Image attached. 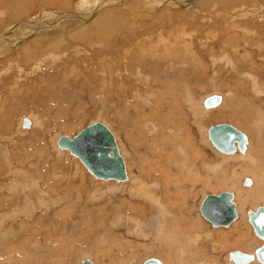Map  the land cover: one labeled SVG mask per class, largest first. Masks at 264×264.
<instances>
[{
  "label": "rangeland",
  "instance_id": "rangeland-1",
  "mask_svg": "<svg viewBox=\"0 0 264 264\" xmlns=\"http://www.w3.org/2000/svg\"><path fill=\"white\" fill-rule=\"evenodd\" d=\"M3 1L6 0H0V3ZM62 1L63 3L50 1V5H45L42 4L40 0H29L31 5L33 3L32 6L30 3L18 4L19 7L25 5L24 11H26L25 15L27 17L24 15L25 17L23 16V20L29 22L30 25L28 24L27 26L34 28V32L32 35L29 33L31 36L29 35L30 37L27 38L24 36V32H19L14 36L15 38L13 39L18 40V45L14 48V51L10 49L9 52H4L5 50L0 47V208L3 209V211H0V215L9 209L8 206L10 204H20V200H22L21 204L18 206L20 210L32 208L31 211L33 212L32 216L27 213L23 216L18 215L19 217H15L12 220H3V218L0 217V264H9L8 256L10 255L5 254L4 250H9L8 248L11 246L12 241H17L18 238L24 237L25 234L35 232V229L32 228L33 225L35 227L36 222H34V220L39 216H50L51 214L53 217L57 214L56 223L50 226L57 240L53 243L41 245L38 247V251L35 252L34 247L37 244L35 243L34 246H29V250L33 251L34 254H27L30 259L27 257L24 259V263H27V261L33 262V259L36 258L41 262L47 260L45 264H56L54 261L57 262V264L58 262L62 264L63 261H66L63 262V264H80L81 261L79 262V260L84 257L89 258L90 256L93 264H121V261L114 258L115 255L119 256L120 253L119 255L117 254L114 246L110 244L109 239L100 236L101 238L98 237L97 240L91 242L92 239H90V237L92 236L91 231H97L98 234H100L101 231H99L98 228L99 220L101 221L102 217H104L106 211L111 206L117 207L115 205H117L118 202L133 199L129 198V188L128 186H122L123 188L120 192L121 189L117 190L118 188L112 187L115 185V182H98V179L92 177L77 158L73 157L68 151L57 148L54 140L58 137L65 136L72 138L92 123L99 122L103 124L113 135L119 154L124 163L128 166L129 171L133 173L135 178L139 177L138 179L141 180L142 174H140L141 172L137 168V162H135L136 160L134 159H137L138 155L140 156L141 153V156L146 155L145 158L150 160L151 153L146 149L147 140L149 141L154 135L157 136L156 133L158 129H166L168 127L167 129L171 130L173 128L172 124L178 119V121L181 122L183 120V123L186 124H184L186 128L193 132V136L196 138V143L202 151L201 154H203V157L215 164H221L223 167L231 163L223 160L224 163L222 164L221 160L225 158V155L219 154L208 141L207 129L210 126L216 124L231 125L249 137V141H251L249 145L252 144V147L253 145L256 147L253 129H264V123L260 121L258 116L256 117V114H253L254 116L252 115V117H256V119H249V122H245V114L247 111L251 110L253 107L254 111L258 108V105L261 104L259 103L257 105V102L264 99V92L262 93V91H264V62L262 60L264 58V9H262V7L264 8V5H262L264 0H216L214 2L213 0H208L207 2L206 0H187L189 1V5L184 8L185 11L183 9L167 7V5H162L163 3L158 4V0L147 1L148 3L146 1L140 3V1L136 0H105L101 5L94 4V0ZM97 1L99 2V0ZM43 5L44 9L47 10L48 8L52 12L46 11L45 13L43 11L44 13H40L39 10L43 8ZM236 6L238 9H241L238 10ZM58 12H60V14L53 17L54 15L52 14ZM3 14L5 16H3ZM34 15L37 18L39 17L38 19L40 22L38 21V24H34L37 23L36 21L32 23V20H34L33 17L35 18ZM0 18L1 32L10 18H7L5 11L2 12V10H0ZM234 20L237 21V24ZM229 21L231 24L228 23ZM49 24L53 29H50L51 27ZM97 24L100 25L99 29L96 26ZM102 26H104V28H102ZM27 30L29 31V28ZM49 30L53 32L50 33ZM158 35L159 37L161 36V38L157 37ZM163 35H166V37ZM124 36L127 37L125 41H123ZM175 36H180L184 39L188 47L185 49L181 44L182 42L175 45H169L168 40L162 42V37H168L172 40ZM19 38L27 39L28 41L20 40ZM234 39L237 40L234 41ZM232 42H234V44H232ZM164 44L168 45L170 48L164 50L166 47ZM26 45H28L27 48L29 51L25 52V50H22V47ZM108 45H110L111 48ZM126 46L128 47L124 48ZM115 47H118V49ZM151 51L154 53L151 54ZM222 58L226 60V63ZM37 64L38 66H36ZM124 64L126 72H123ZM250 79H252V81H250ZM108 81L110 85H108ZM165 81L170 83L172 87H170L169 84L164 85ZM176 82H180L181 86L175 84ZM258 85H260V87ZM246 88L250 89L248 90ZM121 89L122 92L119 97H123L119 99L120 102H117L114 98L115 96L113 97L111 92L115 93L117 91L118 93ZM172 89L173 92L171 91ZM136 90H138V92ZM257 90L260 91L262 95L259 94ZM134 91L137 93L136 98L131 97ZM211 95H220L221 98H223V102L216 108L204 109L200 104H202L203 99ZM247 95L250 96V99L246 97ZM132 96H134V94ZM125 98H127L126 101H124ZM245 98H247V100H244ZM161 99L163 100L160 105L162 104L165 108L159 110V113V111L156 110L158 109L156 105ZM175 100L178 101H176L175 106L181 107L182 113L174 109L173 113L170 115L171 111L168 109V112L166 107H168L169 102L172 104ZM127 101L130 103L129 106H131V108H133V104L141 105L143 114L141 115L140 113L137 115V113L133 112L134 117L132 115L125 116L116 113L115 108L118 107V104L120 103L119 106L124 108ZM263 101L264 100L261 102ZM253 102L256 103L254 104ZM242 103L244 104L242 105ZM262 104H264V102ZM262 104L260 105L261 107ZM232 108L235 111L233 113L234 115H229L233 111H231ZM263 108L264 105L262 109ZM237 114L240 116H237ZM119 116H123L124 118L122 119ZM22 118H29L33 124L29 130L24 133H21V130H19V124ZM119 118L124 121L123 124H119ZM242 119L245 121L243 122ZM239 120L240 122H238ZM134 122H136L137 125L136 123L134 124ZM142 123L144 125H142ZM125 125L127 128H125ZM34 131H36V134L33 133ZM201 133H203V135ZM262 134L264 135V133ZM40 138H43L42 143L39 141ZM169 146L171 145L169 144ZM215 151L217 155H215ZM217 160L219 162H217ZM226 162L228 163L225 164ZM21 164L22 166H20ZM65 167H71V172H69V170L64 171ZM49 168H55L53 175H56L53 179L47 177L49 178V187L62 183L63 180H66V177H69V175L66 174L70 173L73 177L75 176V181L72 185H77L80 180L84 179L80 186L82 193H80L81 196H79V200L74 194L75 190L71 189V197L73 195V200H71L75 205L73 204L74 207L72 206V208L69 207V210L67 208L59 212L60 206L49 203L53 201V198L56 196H62L63 194L62 191L60 192L59 190L51 192L50 189L46 187L44 180L47 178L45 176L52 175V173L49 172ZM224 176H226V172ZM23 177L24 179H22ZM153 179L157 180L158 178L155 177ZM231 180L235 183H233L235 185L234 187L240 184L238 182L239 179L234 180L232 178ZM161 183L162 182L158 181L155 187L151 185V189L153 187V190L158 193ZM3 184L5 185L3 186ZM11 185H16V189L10 188ZM157 185H159V187ZM223 185H225L226 188H215L216 191L211 188L200 187L189 195L190 200L192 199L191 201L194 203L195 214L199 216L204 223V233L210 232L211 230L225 232L229 230V226L212 227L199 213V206L205 196L217 195L221 191H232L228 188L231 184L224 183ZM45 190H47V192ZM92 190L94 192L93 194H91ZM99 191H104V194H101ZM38 192L42 195L40 199H36L34 195ZM54 194L57 195L55 196ZM28 197L32 200H30V202L28 201L30 205L24 202V198ZM44 198L49 200V202L44 200ZM233 201L235 203L236 213L239 215L240 212L237 208L240 199L233 198ZM2 202L5 203L2 205ZM24 203L27 206H23ZM81 203H85L86 205L85 212L88 210L86 214L78 207ZM42 204L44 207H42ZM144 204L147 205L146 203ZM256 206L263 207L264 204L257 203ZM14 208L15 206L10 209L15 210ZM247 208L250 207L248 206ZM21 213L23 212H20V214ZM100 214L103 216H100ZM112 215L114 216L111 212V214L107 216L110 218ZM166 215L167 213L165 211V216ZM24 217L25 223H21L20 221L23 220ZM30 217L33 218L30 219L32 223L29 221L27 222V219ZM71 217L76 219L73 220ZM108 217L105 218L106 225L108 223L107 228L110 227ZM84 218H87V220L90 218L91 223H84ZM64 220H71V226L63 229L61 223ZM75 221H78L77 225H74ZM81 221L83 222L80 224ZM123 225L125 224L123 223ZM130 225L128 227H130ZM247 225L248 224H246V226ZM125 226L119 230L121 234L125 232ZM247 227L250 226L248 225ZM68 234L72 235L67 237ZM126 238L134 243L141 244V246L149 242L147 239L140 241V238H136L135 236ZM251 239L255 243V247L264 243H260L254 235H252ZM203 241L206 243V249L210 251L211 245H209V239L203 238ZM35 242H37V240H35ZM62 242L65 244L63 245ZM66 244L68 246H65ZM5 245L7 246L5 247ZM51 246L52 250L55 247V252L50 250ZM81 246L84 247L85 251L89 248V253L79 255ZM226 249L227 252L233 250L245 252V250L239 247H227ZM226 249L225 251H221V253L219 252L220 254L216 253L217 256H220L219 258H222L220 260L222 264H225L223 262V257L225 256ZM68 251L70 254H67ZM52 252H54V254L58 252V255H60H57L56 258L59 257L58 260L56 259L57 261L53 260L54 257ZM253 252V250L246 251L248 254ZM94 254L99 257L98 260L94 257ZM211 255L209 252H206L203 254L202 258L210 259L209 257H211ZM47 257L49 261L46 259ZM93 257L95 258L94 260ZM147 257L160 259L157 256L140 252L139 256L136 257L138 258L136 264L142 263ZM37 264L40 263L38 262Z\"/></svg>",
  "mask_w": 264,
  "mask_h": 264
},
{
  "label": "bare ground",
  "instance_id": "bare-ground-1",
  "mask_svg": "<svg viewBox=\"0 0 264 264\" xmlns=\"http://www.w3.org/2000/svg\"><path fill=\"white\" fill-rule=\"evenodd\" d=\"M42 2V4L45 5H50L49 2L50 1H58L63 3L62 0H40ZM97 0H94V4H103L105 2V0H99V2ZM126 1V0H125ZM129 1V0H127ZM133 1V0H132ZM136 1H140V3H144V1H153V0H136ZM135 1V2H136ZM159 3L158 4H162V5H167V7H173L174 9H183L185 7H187L189 5V1L187 0H158ZM205 1V0H204ZM208 0H206L207 2ZM216 0H213V2ZM232 1V0H231ZM3 3V4H2ZM2 3H0V10L5 11L6 13V17L10 18L9 22L5 25V27L3 28V30L0 32V47L3 48L5 51L4 52H9L10 49H13L18 45V40H15L13 38H15L14 36H16L19 32L23 33L24 32V36L30 37L33 32H34V28H31V26H27L29 24V22H26L25 20H23V16L25 15L26 11L24 6L25 5H21V7L18 6V4H29L31 5V2H29V0H6L3 1ZM112 3V2H111ZM110 3V4H111ZM148 3V2H147ZM219 3V2H218ZM217 3V5H218ZM240 3V2H239ZM244 3V2H242ZM84 4V3H83ZM109 4V3H108ZM196 4V3H195ZM236 4V3H235ZM241 4V3H240ZM252 4V3H251ZM33 5V3H32ZM31 5V6H32ZM36 5V4H35ZM193 5V4H192ZM242 5V4H241ZM250 5V4H248ZM264 5V3L262 4ZM18 6V7H17ZM149 6V5H148ZM239 7V5H238ZM241 7V6H240ZM247 7V6H246ZM151 8V7H150ZM195 8V7H194ZM237 8V6H236ZM40 9V8H39ZM38 9V10H39ZM155 9V8H154ZM238 9V8H237ZM241 9V8H240ZM238 9V10H240ZM243 9V8H242ZM261 9V8H260ZM259 9V10H260ZM262 9H264L262 7ZM234 10V9H233ZM254 10V9H253ZM253 10H251L252 12H254ZM24 11V12H23ZM45 12L46 11H51L47 8L44 9V5L43 8H41L39 10V12ZM185 11V10H184ZM256 11V10H255ZM38 12V11H37ZM43 12V13H44ZM52 12V11H51ZM57 12V11H56ZM90 12V11H89ZM116 12V11H115ZM226 12V11H225ZM230 12V11H229ZM239 12V11H238ZM241 12V11H240ZM250 12V11H249ZM50 13V12H49ZM54 13V12H53ZM244 13V12H243ZM257 13V12H256ZM48 14V12H47ZM60 14V12L52 14L54 15L53 17H56V15ZM90 14V13H89ZM238 14V13H236ZM247 14V13H246ZM249 14V13H248ZM251 14V12H250ZM254 14V13H253ZM252 14V15H253ZM28 15V14H27ZM31 15V14H29ZM41 15V14H40ZM113 15V14H112ZM222 15V14H221ZM224 15V14H223ZM241 15V14H240ZM243 16H245L244 14H242ZM264 15V14H263ZM2 16V15H1ZM3 16H5L3 14ZM26 16V15H25ZM24 16V17H25ZM35 16V15H34ZM39 16V14H38ZM42 16V15H41ZM46 16V15H45ZM236 16V15H235ZM242 16V17H243ZM250 16V15H248ZM255 16V15H253ZM252 16V17H253ZM27 17V16H26ZM30 17V16H29ZM28 17V18H29ZM32 17V16H31ZM225 17V16H224ZM234 17V16H233ZM240 17V16H239ZM246 17V16H245ZM262 17V16H261ZM39 18V17H38ZM36 16L35 18L33 17L34 20H32L33 22H37L34 24H38V19ZM45 18V17H44ZM52 18V16H51ZM231 18V16H230ZM229 18V19H230ZM241 18V17H240ZM244 18V17H243ZM242 18V19H243ZM255 18V17H254ZM257 18V15H256ZM1 19V18H0ZM38 19V20H37ZM56 19V18H55ZM232 19V18H231ZM253 19V18H252ZM31 20V19H30ZM29 20V21H30ZM46 20V19H45ZM83 20V19H81ZM235 21V20H234ZM239 21V20H238ZM253 21V20H252ZM259 21V20H258ZM3 22V21H2ZM31 22V21H30ZM40 22V21H39ZM250 22V21H249ZM254 22V21H253ZM261 22V21H260ZM230 23V21L228 22ZM235 23L237 24V21H235ZM47 24V23H46ZM231 24V23H230ZM244 24V23H243ZM30 25V24H29ZM93 25V24H92ZM105 25V24H104ZM111 25V24H110ZM240 25V24H239ZM49 26L51 27V25L49 24ZM97 28H100V25L97 24L96 25ZM36 27V26H35ZM39 27V26H38ZM94 27V25H93ZM26 28V29H25ZM29 28V31L27 30ZM102 28H104V26H102ZM101 28V29H102ZM239 28V27H238ZM237 28V29H238ZM244 28V27H243ZM242 28V29H243ZM31 29V32H30ZM50 29H53V27H51ZM107 29V28H106ZM109 29V28H108ZM92 30V29H91ZM50 31V30H49ZM107 31V30H106ZM53 31H50V33H52ZM182 32V31H181ZM180 32V33H181ZM263 32V31H262ZM31 35H30V34ZM98 33V32H97ZM243 33V32H242ZM58 34V33H57ZM104 34V33H103ZM159 34V33H158ZM30 35V36H29ZM37 35V34H36ZM97 35V34H96ZM102 35V33H101ZM105 35V34H104ZM103 35V36H104ZM107 35V34H106ZM167 35V34H166ZM166 35L164 37H166ZM149 36V34H148ZM168 36V35H167ZM99 37V36H98ZM106 37V36H105ZM159 37V35L157 36ZM127 37L124 36V40ZM161 38V36L159 37ZM20 40H25L28 41L27 39H21ZM104 40V39H103ZM127 40V39H126ZM164 40H168L169 45H175L179 42H182V46L186 49L188 47L187 44H185L184 39H182L180 36H175V38L172 40L170 38H163L162 37V42ZM229 40V39H228ZM237 39H234V41ZM262 40V39H261ZM264 40V39H263ZM37 41V40H36ZM156 41V40H155ZM232 41V40H231ZM249 41V40H247ZM161 42V41H160ZM88 43V42H87ZM146 43V42H145ZM167 43V42H165ZM230 43V42H229ZM249 43V42H248ZM50 44V43H49ZM127 44V43H126ZM137 44V43H136ZM157 44V43H155ZM161 44V43H160ZM168 44V43H167ZM232 44H234V42H232ZM264 44V42H263ZM117 45V44H116ZM134 45V44H133ZM162 45V44H161ZM166 45V44H164ZM28 45L22 47V50L29 51L27 48ZM38 46V45H37ZM51 46V45H50ZM110 47V45H108ZM190 46V45H189ZM236 46V45H233ZM128 46L124 47L127 48ZM164 47V46H163ZM237 47V46H236ZM235 47V48H236ZM46 48V47H45ZM111 48V47H110ZM116 49H118V47H115ZM121 48V47H120ZM150 48V47H149ZM170 48L168 45H166V47L164 48V50ZM234 48V47H233ZM115 49V50H116ZM156 49V48H155ZM175 49V48H173ZM231 49V48H229ZM134 50V49H133ZM149 50V49H148ZM176 50V49H175ZM233 50V49H232ZM21 51V50H20ZM135 51V50H134ZM154 51V50H153ZM234 51V50H233ZM264 51V50H263ZM16 52V51H15ZM24 52V53H25ZM124 52V51H123ZM137 52V51H135ZM139 52V51H138ZM164 52V51H163ZM170 52V51H169ZM180 52V51H179ZM11 53V52H10ZM154 52L151 51V54H153ZM156 53V52H155ZM172 53V52H170ZM175 53V52H174ZM185 53V52H184ZM190 53V52H189ZM192 53V52H191ZM238 53V52H237ZM5 54V53H4ZM142 54V53H141ZM148 54V53H147ZM159 54V53H158ZM161 54V53H160ZM179 54V53H176ZM149 55V54H148ZM164 55V54H163ZM169 55V54H168ZM248 55V54H247ZM166 56V55H165ZM173 56V55H172ZM194 56V54H193ZM241 56V55H240ZM106 57V56H105ZM124 57V56H123ZM152 57V55H151ZM150 57V58H151ZM170 57V56H169ZM241 58V57H240ZM250 58V57H249ZM247 58V59H249ZM108 59V58H107ZM163 59V58H162ZM223 59V58H222ZM227 59V57H226ZM262 59V58H261ZM148 60V58H147ZM225 60V59H223ZM264 62V58L262 59ZM199 61V59H198ZM249 61V60H248ZM253 61V60H252ZM150 62V61H149ZM170 62V61H169ZM199 63V62H198ZM226 63V60H225ZM230 63V62H229ZM233 63V62H231ZM36 64V63H35ZM150 64V63H149ZM202 64V63H201ZM104 65V64H103ZM111 65V64H110ZM113 65V64H112ZM38 66V64L36 65ZM125 64L123 66V72L125 71ZM177 69V67H176ZM127 70V69H126ZM177 71V70H176ZM181 71V70H180ZM126 72V71H125ZM162 73V72H161ZM247 75V74H246ZM248 76V75H247ZM146 77V76H145ZM161 81V80H160ZM250 81H252V79H250ZM166 82V81H165ZM164 85H170V87H172V85L168 82L165 83ZM259 82V81H258ZM257 82V83H258ZM178 86H181L180 82L179 83H175ZM108 85H110L109 81H108ZM184 85V84H183ZM182 85V87H183ZM256 86V85H255ZM254 86V87H255ZM260 87V85H258ZM175 87V86H174ZM186 87V86H185ZM253 87V88H254ZM104 88V87H103ZM196 88V87H195ZM251 88V87H250ZM249 88V89H250ZM178 89V88H177ZM200 89V88H199ZM242 89V88H241ZM248 89V88H246ZM248 89V90H249ZM258 89V88H257ZM169 90V89H168ZM185 90V89H184ZM245 90V88H244ZM259 90V89H258ZM257 90V91H258ZM138 92V90H136ZM136 91L133 92L134 96L131 95V97H135L137 96ZM173 92V89L171 90ZM190 91V90H189ZM243 91V90H242ZM246 91V90H245ZM255 91V90H254ZM122 92V89L114 92H111L112 96L116 99L117 102H120V98H122L123 96L119 97L120 93ZM140 92V91H139ZM250 92V91H249ZM259 94L260 91H258ZM257 92V93H258ZM264 91H262L263 93ZM125 93V92H124ZM190 93V92H189ZM237 93V91H236ZM255 94V93H253ZM252 94V95H253ZM153 95V94H152ZM250 95V94H249ZM249 95H247L246 97L248 99H250ZM262 95V94H261ZM159 96V95H158ZM220 96V95H219ZM221 97V96H220ZM142 98V97H140ZM147 98V96H146ZM153 98V97H152ZM160 98V97H158ZM164 98V97H163ZM247 98H245L244 100H247ZM253 98V97H252ZM255 98V97H254ZM127 98H125L124 101H126ZM143 99V98H142ZM145 99V98H144ZM262 99V98H261ZM260 99V100H261ZM163 99L159 100L158 104L156 105V107L158 106V109L156 110H161L163 108H165L162 104L160 105V103L162 102ZM264 100V99H262ZM261 100V101H262ZM129 101V98H128ZM125 103V107L122 108L119 106L116 107V113L120 114V115H133L134 113H137V115H139L141 113V115L143 114V110H142V106L141 105H135L133 104V108H131L130 105V101ZM141 101V100H140ZM144 101V100H143ZM166 101V100H165ZM176 101H173V103L171 104L170 102L168 103V107L167 111L169 109L170 115L171 113H173V110L175 109L176 111L178 110L179 112L181 111V107L179 106H175L176 105ZM189 101V100H188ZM203 101L202 100V105L203 106ZM226 101V100H225ZM235 101V100H234ZM237 101V100H236ZM243 101V100H242ZM256 101V100H255ZM257 102V105L259 103H263V102ZM19 102V101H18ZM132 102V101H131ZM135 102V101H134ZM178 102V101H177ZM223 102V98H221V103L218 105L220 106ZM247 102V101H246ZM128 103V104H127ZM194 103V102H193ZM196 103V102H195ZM254 104L256 102H253ZM252 103V104H253ZM137 104V101H136ZM244 103H242L243 105ZM260 104V105H261ZM124 105V104H122ZM197 105V104H196ZM249 105V104H247ZM258 105V108H256L253 111V108L251 110H248L247 113L245 114L246 116V121L245 122H249V119L252 120L254 117H252L253 114H256V117L258 116V118L260 119V121H262L264 123V108L262 109V107ZM127 106V107H126ZM194 106V105H193ZM199 106V104H198ZM217 106V107H218ZM253 106V105H252ZM260 106V107H259ZM256 107V105H255ZM216 108V107H215ZM198 109V108H197ZM202 109V108H201ZM206 109V108H204ZM213 109V108H211ZM262 109V111H261ZM119 110V111H117ZM122 110V111H120ZM166 110V109H165ZM196 110V109H194ZM199 110V109H198ZM203 110V109H202ZM230 110V109H229ZM233 110V111H232ZM168 111V112H169ZM201 111V110H200ZM232 113H228L229 115H234L233 113L235 112L234 109H231ZM125 112V114H124ZM152 112V111H151ZM155 112V111H154ZM166 112V111H165ZM212 112V111H211ZM246 112V111H245ZM146 113V112H144ZM148 113V112H147ZM156 113V112H155ZM160 113V111H159ZM167 113V112H166ZM177 113V112H176ZM182 113V111H181ZM202 113V112H201ZM162 114V113H161ZM195 114V113H194ZM197 114V113H196ZM224 114V113H223ZM236 114V113H235ZM175 115V114H173ZM178 115V114H177ZM176 115V116H177ZM161 116V115H160ZM167 116V115H166ZM225 116V115H224ZM236 116V115H235ZM233 116V117H235ZM237 116H240L237 114ZM254 116V115H253ZM120 118H124L123 116H119ZM130 117V116H129ZM127 117V118H129ZM135 117V116H134ZM151 117V116H148ZM165 117V116H164ZM172 117V116H171ZM256 117L254 119H256ZM31 118V117H30ZM119 124H123V120L120 119ZM156 118V117H155ZM163 118V117H162ZM166 118V117H165ZM169 118V117H168ZM232 118V117H231ZM23 119V118H22ZM22 119L20 120V129L21 133L26 132L27 130H29V128L33 125L31 120L28 118V123L29 126L27 128H23L21 127L22 124ZM144 119V117H143ZM147 119V118H146ZM145 119V120H146ZM154 119V118H153ZM158 119V118H157ZM164 119V118H163ZM172 119V118H171ZM196 119V118H195ZM237 119V118H236ZM241 119V118H240ZM245 119V118H243ZM242 119V121H243ZM129 120V119H128ZM142 120V118H141ZM176 120V119H175ZM179 120V119H178ZM176 121L175 123H171L173 128L170 129H158L157 131V136L154 135V137H151V139L148 141L147 140V144H146V149H148V152L151 153V159L147 160L145 158L146 155L140 156L138 155L137 159L135 162H137V168L140 170V174H142V179L139 180L137 177L135 178L133 173L131 171H129L128 166L125 164V173H126V179L124 181H114V180H107L110 182H115V185H113L112 187L114 188H118L117 190L121 189L120 192L122 191L123 187L128 186L129 188V198H133V199H129V201L127 200H122L120 202H118L117 207H113L111 206L105 213L104 217H102L101 221L99 220L98 223V228L100 234H98L97 231H91L92 236L90 237L91 242L97 240L98 237L100 236H104L107 239H109L110 244H112L114 246L115 251L117 252V254L120 255L119 256H114V258H116V260L121 261V264H136L138 258H136L137 256H139V253H146L152 256H157L160 259H155V258H146L145 260H149V259H154L157 260L158 262H160V264H222L220 263V260L222 258H219L220 256H217L216 253H221V251H225V249L227 247L230 248H241L242 250H245V252L241 251V253L243 254H248L246 253V251L249 250H253V253H250L251 255L255 254V251L262 247L264 245V243L262 245H258L257 247L254 246V242L252 241L251 237L252 235H254V237H256L260 243L264 242V237L261 239L259 238L256 234L255 231L252 227V225L249 223V217H248V213L254 212L257 215V220H259V213L262 214L261 218H263V224L259 225V226H263L262 231H263V235H264V206H256L257 203H263L264 204V135L262 133V131H264V129H253V132L255 134V145L256 147L252 144L249 145V143L251 141H249V137L246 136L244 133H241L246 137L247 142L246 145L244 147L243 151H240L238 149V147L235 145V150L234 152L230 153V154H223L221 152H219V154L221 153L222 155H225V158H222V164L224 163V161H229L231 164L228 165L226 162L225 164H227L226 166H221V164L218 163H213L210 160H207L206 158L203 157L202 151L199 149L198 144L196 143V138L193 136V132L186 128V124L183 123L181 121ZM140 121V120H139ZM138 121V122H139ZM143 121V120H142ZM141 121V122H142ZM161 121V120H160ZM163 121V120H162ZM169 121V120H168ZM167 121V122H168ZM198 121V120H197ZM202 121V120H201ZM243 121V122H244ZM35 122V121H34ZM144 122V121H143ZM170 122V121H169ZM179 122V123H178ZM229 122V121H228ZM240 122V120L238 121ZM136 122H134L135 124ZM146 123V122H145ZM131 124V123H130ZM133 124V125H134ZM140 124V123H139ZM163 124V122H162ZM185 124V125H184ZM240 124V123H239ZM242 124V122H241ZM244 124V123H243ZM254 124V123H253ZM137 125V123H136ZM142 125H144L142 123ZM157 125V124H156ZM249 125V124H248ZM124 126V125H123ZM132 126V125H131ZM139 126V125H138ZM200 126V125H199ZM244 126V125H243ZM122 127V126H121ZM142 127V126H141ZM170 127V126H169ZM254 127V126H253ZM261 127V126H260ZM125 128L126 125H125ZM154 128V127H153ZM121 129V128H120ZM133 129V128H132ZM139 129V128H138ZM144 129V128H143ZM197 129V128H196ZM246 129V128H245ZM18 130V131H19ZM195 130V129H194ZM150 131V130H147ZM146 131V132H147ZM152 131V130H151ZM200 131V130H199ZM45 132V131H44ZM153 132V131H152ZM34 134H36V131L33 132ZM148 133V132H147ZM43 134V133H42ZM143 134V133H142ZM203 135V133H201ZM39 135V134H38ZM126 135V134H125ZM206 135V134H205ZM150 136V135H148ZM251 136V135H250ZM41 137V136H40ZM43 137V136H42ZM140 137V136H139ZM138 137V138H139ZM145 137V136H144ZM143 137V138H144ZM45 138V137H43ZM43 138H40V143H42ZM133 138V137H132ZM42 139V140H41ZM131 139V138H130ZM135 139V138H134ZM208 139V136H207ZM57 139H55L54 141L56 142ZM127 140V139H126ZM129 140V138H128ZM138 140V139H137ZM141 140V139H139ZM143 141V140H142ZM199 141V140H197ZM209 141V139H208ZM254 141V140H253ZM133 142V141H132ZM210 142V141H209ZM141 143V142H140ZM133 144V143H132ZM144 144V142H143ZM169 144L171 146H169ZM211 144V142H210ZM56 145V144H55ZM129 145V144H128ZM135 145V144H133ZM142 145V144H141ZM212 145V144H211ZM251 146V148H250ZM134 147V146H133ZM213 147V146H212ZM58 148V147H57ZM214 148V147H213ZM59 149V148H58ZM145 149V150H146ZM215 149V148H214ZM47 150V149H46ZM61 150V149H60ZM216 150V149H215ZM67 151V150H65ZM26 152V151H25ZM134 152V151H133ZM30 153V152H29ZM145 153V152H144ZM28 154V153H27ZM34 154V153H32ZM214 154V153H213ZM24 155V154H23ZM22 155V156H23ZM137 155V154H136ZM143 155V154H142ZM215 155H217L216 151H215ZM149 156V155H148ZM37 157V156H36ZM44 157V156H43ZM46 157V156H45ZM48 157V156H47ZM20 158V157H19ZM39 158V157H37ZM214 158V157H213ZM27 160V159H26ZM40 160V159H39ZM41 161V160H40ZM57 161V160H56ZM215 161V160H214ZM80 162V161H79ZM217 162H219L217 160ZM49 163V162H48ZM51 163V162H50ZM54 164V163H53ZM66 164V163H65ZM135 164V163H134ZM50 165V164H49ZM22 166V164L20 165ZM41 166V165H40ZM54 166V165H53ZM65 166V165H64ZM68 166V165H67ZM136 166V165H134ZM58 167V166H57ZM60 167V166H59ZM131 167V166H130ZM135 168V167H134ZM136 168V169H137ZM55 169V168H54ZM54 169H50L49 168V172L52 173L54 172ZM64 171L69 170V172H71V167L69 168H64ZM21 171V170H20ZM19 171V172H20ZM18 172V171H15ZM22 172V171H21ZM226 172V176L225 175ZM10 173V172H9ZM135 173V172H134ZM80 174V173H79ZM20 175V174H19ZM46 175L45 177H50L51 179H53L54 176L56 175ZM69 175V177H66V180L60 184L57 185H53L52 187L48 186V179L44 180V183L46 185V187H48L50 189V191H57L59 190L60 192L62 191V196H56L57 194H54L56 197L53 198V201L47 200L50 204L52 205H57L60 206V211L62 210L64 211V209L69 210V207L72 208V206L74 207V203H73V195L71 197V189H74V194L75 196H77L78 200H79V196L82 189H80L81 184L83 183V180H80L78 182L77 185H72L73 182L75 181L74 177L70 174H66ZM76 175V174H74ZM138 176V175H137ZM219 176V177H218ZM29 177V175H28ZM83 177V176H82ZM93 177V176H92ZM157 177L159 182L161 183L159 192L156 193L153 190V187L151 189V185L157 184V180H154L153 178ZM21 178V176H20ZM81 178V177H80ZM234 180H238L239 179V183L237 187H234L235 183L234 181H232L231 179ZM19 179V178H18ZM24 179V177L22 178ZM63 179V178H62ZM34 180V179H33ZM15 181V180H14ZM20 181V180H18ZM57 181V180H56ZM62 181V180H61ZM102 181V180H98ZM12 182V181H11ZM17 182V181H16ZM103 182V181H102ZM101 182V183H102ZM149 184H148V183ZM213 182V183H212ZM245 182H247L248 184H245ZM10 183V182H9ZM51 183V182H50ZM58 183V182H56ZM212 183V184H211ZM224 183H228L231 184L230 187L228 186V188H230L232 191H227V192H231L233 194V198H238L240 199L239 201V205H238V210H239V215L237 214L238 219L235 221H232L228 226H229V230L227 232L225 231H213L211 230L210 232H203L204 229V223L201 221L200 217L197 216L195 214V210H194V203L190 200L189 195L194 193L195 190H197L200 187H206V188H211L214 189L215 188H221V187H225V185H223ZM234 183V184H233ZM5 184H3L4 186ZM44 185V184H43ZM123 186V187H122ZM159 187V185H157ZM16 185H11L10 188L12 189H16L15 188ZM121 187V188H120ZM4 188V187H3ZM45 188V187H44ZM1 189V188H0ZM34 189V188H33ZM47 189V188H46ZM94 189V188H92ZM156 189V188H154ZM223 189V188H222ZM30 190V189H29ZM112 190V189H111ZM110 190V191H111ZM172 190V191H171ZM4 191V190H3ZM2 191V193H3ZM12 191V190H11ZM47 192V190H45ZM107 191V189H106ZM176 191V192H175ZM216 191V190H215ZM41 192V191H40ZM101 194H104V191H99ZM115 192V191H114ZM222 192V191H221ZM93 190L92 193L93 194ZM109 193V192H108ZM220 193V192H219ZM218 193V194H219ZM6 195V192H5ZM8 195V194H7ZM36 199H40V197H42L41 193H37L34 194ZM51 195V194H50ZM196 195V194H195ZM48 196V195H47ZM74 196V197H75ZM31 197V196H30ZM99 197V196H98ZM50 198V197H49ZM48 198V199H49ZM94 198V196H93ZM92 198V199H93ZM192 198V197H191ZM72 199V200H71ZM2 200V199H1ZM30 200L29 197L28 198H24V202L28 203V205H30ZM35 200V199H34ZM29 201V202H28ZM32 201V200H31ZM37 201V200H36ZM43 201V200H42ZM233 201V199H232ZM16 202V201H15ZM22 200H20V204H21ZM2 202L1 204L3 205ZM19 203V202H18ZM38 203V202H37ZM43 203L45 204V202L43 201ZM46 203V204H49ZM144 203H146L147 205H145ZM234 203V201H233ZM15 205V204H10L8 207L9 209L5 212H3V214L0 215V217L4 219H8V220H12L15 217H19V216H23L26 215L27 213L32 216V208L27 209H22L20 210L18 208V206L20 205ZM32 204V203H31ZM74 204V205H73ZM111 204V203H110ZM196 204V203H195ZM235 204V203H234ZM34 205V204H33ZM39 205V204H38ZM89 205V204H88ZM13 206H15V210L10 209ZM22 206V205H21ZM23 206H27L25 203ZM85 203H81L80 205H78V207L80 209H82L83 213H87V211L85 212L86 208H85ZM124 206V207H122ZM250 208H247V207ZM256 206V207H255ZM5 207V205H4ZM40 207V206H38ZM42 207H44V205L42 204ZM41 207V208H42ZM49 207V206H48ZM253 207V208H251ZM3 208V207H2ZM93 208V207H92ZM98 208V207H96ZM262 209L259 211V213L255 212V209ZM124 209V212H123ZM200 209V206H199ZM73 210V209H71ZM105 210V209H104ZM0 211H3V209L0 208ZM152 211V212H151ZM165 211L167 213V215L165 216ZM236 211V209H235ZM20 212H23L20 214ZM81 212V213H82ZM111 212L114 214V216L112 215L110 218L108 217L109 214H111ZM200 213V212H199ZM99 214V213H98ZM97 214V215H98ZM103 214V213H102ZM102 214H100V216H103ZM19 215V216H18ZM52 215V214H51ZM50 216H39L37 217L36 220H34L35 223V227L34 225L32 226V228L35 229V232L33 233H29V234H25L24 237L22 238H18L17 241H12L11 242V246L8 248L9 250L5 249L4 253L8 254L10 256H8V260H9V264H37L38 262L40 264H45V260H43V262L38 261L36 258H31L33 259V262L27 261V263H24V259H26L28 255L30 254H34L33 251L29 250V246L31 247V245L34 246V244L36 243L37 245L34 247L35 251H38V247H40L41 245H46L47 243H53L56 239V236L54 235V233L51 231L50 226L56 223L57 220V214L52 215V218ZM108 215V216H107ZM201 215V214H200ZM99 216V217H100ZM73 217V216H72ZM71 219H76V218H72ZM87 217V215H86ZM88 217H89V212H88ZM108 217V222L110 224V227L107 228L106 225V220L105 218ZM202 217V216H201ZM92 218V216H91ZM33 218H28L27 222L29 221L30 223H32ZM84 223H89L91 220L89 218V220H87V218H84ZM81 221L80 224L83 222ZM21 223H25V217L23 220L20 221ZM71 220L70 221H66L64 220L61 223V227L64 228H68L69 226H71ZM78 222V221H77ZM75 221L74 225H77V223ZM208 222V221H207ZM247 222V223H245ZM91 223V222H90ZM93 223V222H92ZM96 223V221H95ZM94 223V225H95ZM123 223L126 225H123ZM209 223V222H208ZM20 224V223H19ZM97 224V223H96ZM131 224V225H130ZM210 224V223H209ZM246 224H248L250 227H247ZM32 225V224H31ZM84 225V224H82ZM86 225V224H85ZM125 226L124 233H120L119 230L121 228H123V226ZM130 225V227H128ZM211 225V224H210ZM22 226V225H21ZM212 226V225H211ZM27 227V226H26ZM87 227V226H86ZM137 227V228H136ZM213 227V226H212ZM219 227V226H217ZM215 227V228H217ZM227 227V226H224ZM110 228V229H109ZM30 229V228H29ZM90 229V228H89ZM252 230V232H251ZM30 231V230H29ZM31 232V231H30ZM24 233V232H23ZM26 233V232H25ZM61 233V232H60ZM252 233V234H251ZM72 235V234H70ZM70 235L68 234L67 237H70ZM23 236V235H22ZM59 236V235H58ZM136 237V238H140L141 240H148L149 242H146L145 245L141 246V244H137L134 243L132 241H130L128 238L126 237ZM73 237V236H72ZM101 238V237H100ZM203 238L206 239L208 238L210 241L211 245V250L209 251V249H206L205 245L206 243H204ZM35 240H37V242H35ZM103 240V239H101ZM139 240V239H138ZM137 240V241H138ZM39 241V242H38ZM41 241V243H40ZM57 242V241H56ZM55 242V243H56ZM73 242V241H71ZM40 245H39V244ZM212 243V244H211ZM257 243V242H256ZM57 244V243H56ZM63 244V242H62ZM65 244V243H64ZM63 244V245H64ZM73 244V243H72ZM75 244V242H74ZM94 244V243H93ZM99 244V243H98ZM109 244V243H108ZM2 245V244H1ZM101 245V244H100ZM99 245V246H100ZM7 245H5L6 247ZM9 246V245H8ZM59 246V245H58ZM65 246H68L67 244ZM64 246V247H65ZM254 246V248H253ZM63 247V248H64ZM71 247V246H69ZM55 248V247H54ZM54 248L52 250V246H51V251H54ZM66 248V247H65ZM76 248V247H75ZM101 248V246H100ZM253 248V249H252ZM113 249V250H114ZM220 249V250H218ZM56 250V249H55ZM89 248L85 251L84 247L81 246L80 251H79V255L82 254H88L89 253ZM105 250V249H103ZM7 251V252H6ZM70 251V250H69ZM69 251L67 252V254L69 253ZM240 251V250H238ZM238 251H229L227 252L226 249V253L225 256L223 257V262L226 264H235L233 260H231L229 258V255L231 254L234 257V253L238 252ZM55 252V251H54ZM54 252H52V255L54 257L53 260H58L57 255L58 252L56 254H54ZM66 252V251H65ZM71 252V251H70ZM78 252V250H77ZM104 252V251H102ZM209 252V254L211 255V257H209L210 259H203L202 256L204 253ZM50 253V252H49ZM113 253V252H112ZM219 253V254H220ZM4 254V256H5ZM70 254V253H69ZM138 254V255H137ZM224 254V253H223ZM221 254V255H223ZM2 255V254H1ZM50 255V254H49ZM95 255V254H94ZM60 256V255H58ZM65 256V255H64ZM93 256V255H92ZM49 257V256H48ZM48 257L46 259H48ZM69 257V256H68ZM73 257V256H72ZM75 257V256H74ZM97 260H98V256L95 255L94 256ZM93 257V260L95 259ZM29 258V257H28ZM65 258V257H64ZM70 258V257H69ZM30 259V258H29ZM49 259L52 261V259L49 257ZM48 259V261H49ZM79 259V258H78ZM84 259H88L91 262L92 258L90 259L87 257L82 258L80 261L84 260ZM113 259V258H112ZM1 260V259H0ZM56 260V261H57ZM143 260L142 263L145 261ZM5 261V259H4ZM50 261V262H51ZM61 261V258H60ZM70 261V260H69ZM68 261V262H69ZM74 261V260H73ZM233 263H232V262ZM66 262V261H63ZM62 262V264H63ZM96 262V261H95ZM54 263L57 264V262L54 261ZM117 263V261H116ZM59 264V262H58ZM81 264V262H80ZM247 264H263L257 261L256 257H254V259L251 262H248Z\"/></svg>",
  "mask_w": 264,
  "mask_h": 264
},
{
  "label": "water",
  "instance_id": "water-1",
  "mask_svg": "<svg viewBox=\"0 0 264 264\" xmlns=\"http://www.w3.org/2000/svg\"><path fill=\"white\" fill-rule=\"evenodd\" d=\"M221 103L219 95H211L204 99L203 107L211 109L217 107ZM27 118L22 119L21 127L29 126ZM207 136L212 146L223 154H230L235 150L236 146L240 151L244 150L247 139L235 127L228 124H216L207 129ZM56 146L61 150H67L73 157L77 158L86 171L95 179L107 181L114 180L117 182L126 179L125 164L119 154L118 147L115 143L113 135L101 123L96 122L82 129L72 138L60 136L55 142ZM245 184H248L245 182ZM233 194L223 191L215 195H207L201 201L199 212L202 218L208 221L213 227L228 226L237 218L235 204L232 201ZM260 208L255 209L259 213ZM259 220L254 212H249V223L252 225L255 234L259 238H263V218L259 213ZM230 254L229 258L235 264H247L254 257L257 261L264 264V245L255 251L254 255L236 252ZM81 264H93L90 260L84 259ZM143 264H160L157 260H145Z\"/></svg>",
  "mask_w": 264,
  "mask_h": 264
}]
</instances>
